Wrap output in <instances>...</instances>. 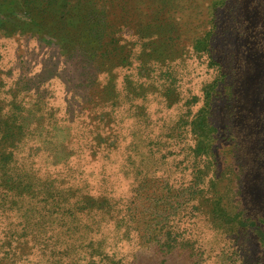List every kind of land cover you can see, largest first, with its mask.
<instances>
[{"label": "trees", "instance_id": "obj_1", "mask_svg": "<svg viewBox=\"0 0 264 264\" xmlns=\"http://www.w3.org/2000/svg\"><path fill=\"white\" fill-rule=\"evenodd\" d=\"M107 1L97 63L112 84L96 78L86 103L31 76L25 44L0 33V264H173L175 249L204 264L216 243L202 226L242 264H264V0ZM137 43L148 45V75L119 88L118 71L143 57ZM88 119L97 147L110 135L111 155L89 145ZM64 126L70 157L40 167L43 140ZM135 148L148 166H132ZM172 156L182 157L174 172ZM130 239L151 254L119 256Z\"/></svg>", "mask_w": 264, "mask_h": 264}, {"label": "rangeland", "instance_id": "obj_2", "mask_svg": "<svg viewBox=\"0 0 264 264\" xmlns=\"http://www.w3.org/2000/svg\"><path fill=\"white\" fill-rule=\"evenodd\" d=\"M107 2V0H0V33L6 37L15 35L13 38L15 40L17 39L19 45L25 44V49L21 54H27V58H25V67L31 76H41V78L46 79V82H53L57 79V81L59 80L71 90L77 98V102L86 103L89 101V95L96 78L103 82V86H107L106 84L108 83L112 84V79L110 77L106 78V76H99V63H97L100 59L99 47L101 45V39L105 35L107 28ZM137 4H140L139 1H137ZM115 11L119 12L118 9ZM150 18L151 15L149 19ZM134 25L135 29L134 27H132V29L134 31L136 30L135 32H137V30L139 31L138 25H141V33L144 31L143 22ZM200 32L199 30L190 34L189 37L187 36L188 42H186L184 46L188 47L189 41L197 34L199 35ZM35 38L39 40L38 43L34 41ZM134 39V41L130 43L133 44L140 41V38L137 40L135 37ZM129 40L130 38H128V42ZM140 44L137 43V50L143 51V57L141 58L136 54L133 55L132 60L135 63L129 68L123 69V75L121 70L118 71V74H120V80H118L119 88L123 87L125 80L136 81L137 77L139 79H144L148 75L146 72L149 70L147 68V66H149L147 56L148 45L146 44L145 46ZM140 62L142 63L140 64ZM184 65L189 69L196 68V70H200L204 67L202 60H187ZM121 115L123 117L133 116L134 120L138 118L137 114H135V110L131 108H126V110L122 109ZM30 119H33V117ZM128 120L129 119H125V121ZM93 124L94 123L92 120L90 121V119L81 124L87 128L89 133L88 141L92 148L97 147L96 141L94 142V133L97 130L94 128ZM70 133L69 127L64 126L56 128L48 134L42 142V151L48 156L49 160H45L40 152L37 157L40 167L45 166V161H49L51 166L56 168L70 157ZM105 137H108L107 141L102 143L101 147L95 149H97L98 153L103 150L102 153L107 157L111 155L110 153H112L114 143L110 142L109 134H106ZM218 146L220 150L221 148L223 149L221 144L218 143ZM178 150L179 148H170V151L174 153H178ZM127 156H130V161L134 162L132 166L137 165V167L140 168L149 165L142 156L140 157V155L137 154L136 148L134 152L127 153L126 157ZM181 158V156H172L174 163L170 165V169H172L173 172L175 171V167H180L176 162ZM155 159L157 160V158ZM121 161L122 160H120L117 165L126 164ZM163 162L168 161H162L157 164L161 171L164 170V167H160ZM169 162L171 161L169 160ZM115 166L116 165L113 164L107 168L110 169ZM96 176L97 174L95 173L93 178H96ZM182 181L186 180H178L177 182L180 183ZM169 184L172 186L176 185V187L178 185L176 183H171V181H169ZM145 205L146 203L143 202L139 211L144 210ZM145 217L146 220L143 222L145 224L146 221L148 222L152 219L150 215ZM202 225L203 224H201V226ZM202 228L207 234V239H210L211 243H216V249L214 248L211 253L206 255L207 260L204 264H242V259H239L240 257L238 255L231 254L229 248L221 249L222 246L217 244L220 238L218 233H212L205 226H202ZM140 229L141 235H147L148 228L145 225H141ZM221 239L223 243L229 241V239L225 237ZM200 243H203V241ZM118 244L121 247L114 251L116 253L118 252L119 256L128 258V255H139L140 258V256L148 257L151 254L150 245L144 243V241L140 242L138 239L125 240L118 242L117 245ZM250 244L253 246V250L258 252L256 256L258 258L260 256V250L263 249L258 247L257 244L256 247V245L249 240L248 247H250ZM206 245L208 249L210 243ZM174 252L177 253H174V256H172L173 264H193L195 259L193 254H184V250L182 249H175ZM160 257L161 255L157 258L159 259ZM249 264H256V262L251 260ZM259 264H263V260H261Z\"/></svg>", "mask_w": 264, "mask_h": 264}]
</instances>
